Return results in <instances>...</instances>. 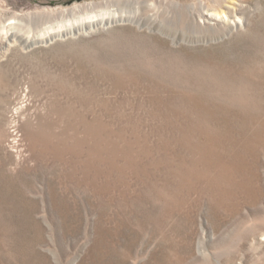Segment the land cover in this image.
I'll return each mask as SVG.
<instances>
[{"label":"rangeland","instance_id":"rangeland-1","mask_svg":"<svg viewBox=\"0 0 264 264\" xmlns=\"http://www.w3.org/2000/svg\"><path fill=\"white\" fill-rule=\"evenodd\" d=\"M133 3L143 28L54 36ZM243 3L230 29L182 12L215 0H0L30 38L0 32V264H264V0Z\"/></svg>","mask_w":264,"mask_h":264},{"label":"bare ground","instance_id":"bare-ground-1","mask_svg":"<svg viewBox=\"0 0 264 264\" xmlns=\"http://www.w3.org/2000/svg\"><path fill=\"white\" fill-rule=\"evenodd\" d=\"M217 6L220 8L224 7V10H221L220 13H214L213 11L216 9L215 7L212 10V13L205 14L203 11L206 10L203 5L199 6H186L185 10L182 12H186L188 14V20L195 22V25L199 27V24L202 27H207L210 25H216V23L221 20L222 22L229 21L230 29L235 28L237 26H242L245 15L248 12V5H244L243 0H223L217 1ZM219 2V3H218ZM173 7H178L176 4H172ZM145 8H154V5L148 3H140V4H132L126 6H119L114 10H100L98 12H93L91 14L85 13L81 16L74 17L72 20H66L62 25L58 26V34L54 36H60L61 34L69 35L74 33H83L88 30L98 28L99 26H106L118 23H131L136 25L138 28H143L145 25H148L149 22L146 23L147 20L143 18H138L135 14L132 16L130 13H137L140 9ZM217 8V9H220ZM198 11V15L195 13ZM219 11V10H217ZM197 18H196V17ZM199 17V19H198ZM228 18V19H227ZM232 18V19H230ZM153 20V19H150ZM160 25L158 24L157 27L159 28ZM24 25L21 22H10L7 26H3L0 28V32L2 35L7 36L9 35L12 37V40H20L23 42L30 41L29 36L22 37L18 33H13L15 29L22 28ZM228 26V25H227ZM156 27V29H157ZM63 28H66L63 33ZM55 27L50 26L45 29L43 32L36 33V37L31 39L33 43H38L39 40H43L46 36H49V31H53ZM22 31V30H21ZM29 32V31H28ZM30 33V32H29ZM51 35V34H50ZM7 38V37H6ZM52 39V37H50ZM2 40V39H1ZM32 43V44H33Z\"/></svg>","mask_w":264,"mask_h":264}]
</instances>
